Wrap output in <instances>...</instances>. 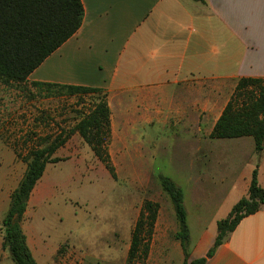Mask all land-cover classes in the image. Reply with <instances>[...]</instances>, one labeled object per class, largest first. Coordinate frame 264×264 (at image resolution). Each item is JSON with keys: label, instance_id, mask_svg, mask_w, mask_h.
I'll return each instance as SVG.
<instances>
[{"label": "crops", "instance_id": "1", "mask_svg": "<svg viewBox=\"0 0 264 264\" xmlns=\"http://www.w3.org/2000/svg\"><path fill=\"white\" fill-rule=\"evenodd\" d=\"M80 1L84 16L78 31L50 54L24 85L100 90L110 112L109 160L111 147L119 144L121 156L130 166L138 158L140 169L150 171L158 169V158H167L170 150H176L189 166L187 174L174 173L179 187L183 181L193 190L203 189L207 181L191 167L199 169L198 163L212 153L213 143L234 141L238 150L253 152L256 159L246 172L223 169L208 179L210 190L217 195L215 202H183L189 232L187 254L188 262L203 258V264H264V206L244 217L207 256L217 235V222L247 195L254 170L258 185L264 188V147L256 152L251 137L209 138L238 80H264V0ZM73 127L46 132V140L66 138ZM76 137L79 134L72 133L54 152L52 158L60 159L56 163L79 156L78 150L65 155ZM21 168L24 165L14 153L0 145V264H14L1 248V223L10 195L20 182L14 169ZM168 209L170 226L168 222L165 229L153 230L145 264H184L180 242L173 238L164 241L178 230L171 204ZM24 234L37 264L97 263L96 257H88L82 250L73 258L67 257L70 252H49L39 244L35 251ZM154 240H159V245L153 255Z\"/></svg>", "mask_w": 264, "mask_h": 264}, {"label": "rangeland", "instance_id": "2", "mask_svg": "<svg viewBox=\"0 0 264 264\" xmlns=\"http://www.w3.org/2000/svg\"><path fill=\"white\" fill-rule=\"evenodd\" d=\"M100 98L99 94L69 96L52 87L26 84L16 87L0 83V112L3 110L0 114V145L11 150L16 160L22 162L21 158L29 150L49 142L46 132H58L60 128L68 131ZM21 134L22 137H16ZM224 142L210 145L212 153L198 163V170L191 167L207 181L202 190H193L180 182L184 202H215L217 195L210 190L212 185L208 179L218 176L219 170L223 169L234 170L235 174L246 172L256 159L248 149L238 150L234 141ZM69 145L71 149L65 155L70 156L69 153L78 150L79 156L45 166L46 171L30 195L22 219L23 230L35 251L40 249L39 244L49 252L55 249L59 253L70 252L71 256H67L70 258L82 250L88 257H96V264H129L131 233L144 201L159 204L154 231L165 229L168 222L170 226L168 204L171 200L161 189L159 175L175 181V172H189L188 161L180 158L176 150H170L167 158H158L155 162L160 171L155 168L144 171L140 169L138 158L131 162L133 167L130 166L121 156V146L113 145L110 153L112 178L80 135ZM22 164L24 168L14 169L20 180L26 169V164ZM172 238L174 235L164 241L168 243ZM158 242H151L153 255ZM5 255L10 260L7 252Z\"/></svg>", "mask_w": 264, "mask_h": 264}, {"label": "trees", "instance_id": "3", "mask_svg": "<svg viewBox=\"0 0 264 264\" xmlns=\"http://www.w3.org/2000/svg\"><path fill=\"white\" fill-rule=\"evenodd\" d=\"M202 2V0H193ZM84 9L80 0H0V83L4 86L24 84L28 76L80 28ZM36 87L57 88L66 95H101L94 88L33 83ZM110 112L104 96L93 104L90 111L67 133L66 138L43 142L28 151L21 161L26 169L17 188L10 195V204L2 219L3 251L8 253L14 264H37L26 242L22 219L30 195L43 176L48 163L60 161L52 158L69 136L77 132L91 148L94 155L114 177L109 156L106 152L109 137ZM251 137L254 150L264 147V80L239 79L233 94L221 116L215 123L210 139H236ZM20 158L19 155H17ZM161 189L168 195L173 206L178 230L174 239L180 242L184 253V264H203L205 259L188 262L189 232L184 208L182 189L169 177L159 175ZM264 206V188L257 182V171L252 172L247 195L239 199L227 217L217 222V235L210 256L224 237L232 232L246 216ZM159 204L145 200L132 229L129 264H145L150 241L157 220Z\"/></svg>", "mask_w": 264, "mask_h": 264}]
</instances>
